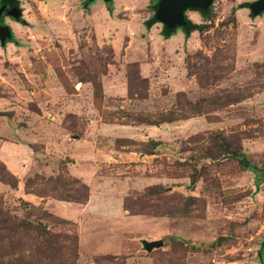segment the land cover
<instances>
[{"label":"rangeland","instance_id":"374dc122","mask_svg":"<svg viewBox=\"0 0 264 264\" xmlns=\"http://www.w3.org/2000/svg\"><path fill=\"white\" fill-rule=\"evenodd\" d=\"M255 1L211 0L164 38L156 0H11L0 264H264Z\"/></svg>","mask_w":264,"mask_h":264},{"label":"water","instance_id":"95a60500","mask_svg":"<svg viewBox=\"0 0 264 264\" xmlns=\"http://www.w3.org/2000/svg\"><path fill=\"white\" fill-rule=\"evenodd\" d=\"M108 2L110 0H102ZM211 0H158L157 9L154 12L157 23H161L166 29L181 28L186 24L185 12L187 10H196L199 12L206 11ZM3 5H0V13ZM249 9L253 15L264 12V0H257L249 4ZM18 12L13 15L14 19L18 18ZM6 34L0 35V40L10 38L8 27L1 28ZM141 247L145 252L159 249L162 246L161 240L140 241Z\"/></svg>","mask_w":264,"mask_h":264},{"label":"trees","instance_id":"16d2710c","mask_svg":"<svg viewBox=\"0 0 264 264\" xmlns=\"http://www.w3.org/2000/svg\"><path fill=\"white\" fill-rule=\"evenodd\" d=\"M7 0H0V3L4 4ZM94 0H87V4L89 3H92ZM157 2L158 0H156V2L154 3L153 7H152V10L153 12L156 11L157 9ZM207 11H202L201 14L202 15H206ZM186 21V24L181 27V32L184 34V36H188V34L193 31V30H198L199 27L196 26V25H193L192 23H190L187 19L185 20ZM156 18H155V14L153 13V15L147 20L145 21L144 23V27L147 29V28H150L152 25L156 24ZM174 31H175V28L174 29H166L165 27H162L161 29V35L164 37V38H168L169 36H171L172 34H174ZM237 158L239 160L240 163H242L241 160L242 159V156L241 155H237ZM243 167H245L246 165H244V163H242ZM254 172V175H258L259 173L261 172H256V171H253ZM259 176V175H258ZM264 176V175H263ZM258 179V178H257Z\"/></svg>","mask_w":264,"mask_h":264},{"label":"flooded vegetation","instance_id":"af4514ba","mask_svg":"<svg viewBox=\"0 0 264 264\" xmlns=\"http://www.w3.org/2000/svg\"><path fill=\"white\" fill-rule=\"evenodd\" d=\"M0 5H3L2 11L0 13V18L1 17H10L13 18V15L18 12L15 8L14 5H11V0H7L4 4L0 3ZM185 14V13H184ZM14 19V18H13ZM7 23H4V21L0 20V35L6 34V31L2 30L1 28L6 26Z\"/></svg>","mask_w":264,"mask_h":264}]
</instances>
